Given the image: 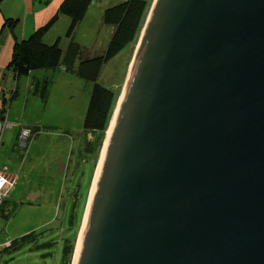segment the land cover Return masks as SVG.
Returning <instances> with one entry per match:
<instances>
[{"label":"water","instance_id":"water-1","mask_svg":"<svg viewBox=\"0 0 264 264\" xmlns=\"http://www.w3.org/2000/svg\"><path fill=\"white\" fill-rule=\"evenodd\" d=\"M147 20L74 264H264V0Z\"/></svg>","mask_w":264,"mask_h":264},{"label":"rangeland","instance_id":"rangeland-1","mask_svg":"<svg viewBox=\"0 0 264 264\" xmlns=\"http://www.w3.org/2000/svg\"><path fill=\"white\" fill-rule=\"evenodd\" d=\"M123 1L126 0H93L88 19L79 25L74 36L84 50L83 57L105 53L115 28L104 25L103 12ZM145 1L150 16L155 0ZM146 20L147 17L143 28ZM143 28L133 44L103 66L98 77L97 82L113 90L117 97L110 123L124 92ZM70 43L65 33L62 49L66 51ZM61 70H38L48 73L39 79L40 94L35 103V97L30 100L26 112L18 98L9 99L6 104L7 109H12L8 121L16 126L4 131L0 169L5 168L16 180L0 209V264L74 263L108 129L98 151L87 152V140L95 143L97 138L83 129L94 83ZM43 91L47 93L46 99L42 98ZM24 128L30 130L25 142L20 139ZM92 147L89 145V149ZM29 234V238L22 239ZM11 240L12 248L2 245ZM70 243L74 252L64 262V250Z\"/></svg>","mask_w":264,"mask_h":264},{"label":"trees","instance_id":"trees-1","mask_svg":"<svg viewBox=\"0 0 264 264\" xmlns=\"http://www.w3.org/2000/svg\"><path fill=\"white\" fill-rule=\"evenodd\" d=\"M93 0H64L56 15L44 26L35 30L28 38L17 41L14 45L10 67L18 76H26L38 70L65 69L66 72L76 73L80 78L93 82L89 105L84 118L83 129L88 134H95V143L87 140L85 150L96 152L104 141V135L109 127L110 120L117 102L115 92L98 83V77L103 66L114 58L123 48L133 44L144 26L148 15L149 4L145 0H126L104 10L102 21L104 25L113 26L114 32L107 50L103 55L83 57V48L74 41L76 29L83 22ZM61 15L70 18L66 37L71 43L64 51L61 47V38L54 43H46L44 37L58 21ZM82 57L76 67L77 60ZM40 82H36V93L40 94ZM42 98H47L43 91ZM89 145H94L89 149ZM29 235L22 239H27ZM14 241L11 240L12 248ZM74 245L68 244L64 250V262L71 258Z\"/></svg>","mask_w":264,"mask_h":264},{"label":"crops","instance_id":"crops-1","mask_svg":"<svg viewBox=\"0 0 264 264\" xmlns=\"http://www.w3.org/2000/svg\"><path fill=\"white\" fill-rule=\"evenodd\" d=\"M64 0H0V116L8 121L12 115V109H7L8 100L18 98L23 101V110L30 106V100L38 97L36 82L42 79L48 72H31L26 76H18L10 67L13 57L14 45L17 41L28 38L35 30L47 24L58 12ZM92 5L89 7L83 23L90 15ZM70 18L61 15L50 31L44 37L46 43H54L67 32ZM62 69L61 71H63ZM32 76L34 78L32 79ZM15 102V101H14ZM5 134V133H4ZM4 138V136H3ZM3 144V142H2ZM1 147V146H0ZM9 173V172H8ZM10 176H16L9 173ZM15 183V182H14Z\"/></svg>","mask_w":264,"mask_h":264},{"label":"built area","instance_id":"built-area-1","mask_svg":"<svg viewBox=\"0 0 264 264\" xmlns=\"http://www.w3.org/2000/svg\"><path fill=\"white\" fill-rule=\"evenodd\" d=\"M10 126V124L7 122V119L4 116H0V146L3 142V134L5 129ZM30 136V130L29 129H22V132L20 134L21 141L25 142L28 140ZM15 182V177L10 176V174L6 171V169H0V209L5 203V199L7 197V194L9 193L10 189L13 187ZM11 241L6 242L5 244H2L4 247L10 246ZM1 245V247H2Z\"/></svg>","mask_w":264,"mask_h":264},{"label":"bare ground","instance_id":"bare-ground-1","mask_svg":"<svg viewBox=\"0 0 264 264\" xmlns=\"http://www.w3.org/2000/svg\"><path fill=\"white\" fill-rule=\"evenodd\" d=\"M153 9V8H152ZM151 12H152V10H151ZM151 14V13H150ZM150 17V16H149ZM148 21V20H147ZM146 27V26H145ZM144 29L145 28H143V31H142V34H143V32H144ZM142 34H141V37H142ZM140 40H141V38H140ZM139 43H140V41H139ZM136 49V48H135ZM138 49V48H137ZM137 52V51H136ZM136 56V55H135ZM134 62V61H133ZM133 62H132V64H131V68H132V65H133ZM131 70V69H130ZM129 76V75H128ZM116 111V110H115ZM116 116V115H115ZM115 116H114V118L112 119V121H111V123H110V126H109V128H108V132H107V136H109V132H110V130H111V127H112V125H113V122H114V119H115ZM107 140H108V137H107V139H106V142H105V144H104V147H103V153H102V158H101V162H100V167H101V164H102V161H103V156H104V152H105V148H106V144H107ZM100 167H99V171H100ZM98 174H99V172H98ZM75 255H76V253H75ZM74 261H75V258H74ZM74 264V263H73Z\"/></svg>","mask_w":264,"mask_h":264}]
</instances>
